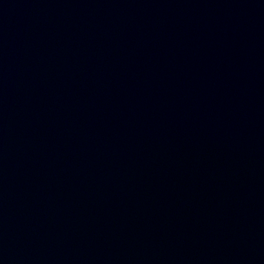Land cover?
<instances>
[{"label":"water","instance_id":"water-1","mask_svg":"<svg viewBox=\"0 0 264 264\" xmlns=\"http://www.w3.org/2000/svg\"><path fill=\"white\" fill-rule=\"evenodd\" d=\"M0 264H264V0H0Z\"/></svg>","mask_w":264,"mask_h":264}]
</instances>
